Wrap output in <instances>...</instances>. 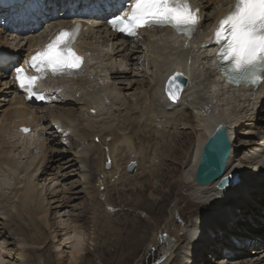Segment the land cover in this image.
<instances>
[{
    "label": "bare ground",
    "instance_id": "obj_1",
    "mask_svg": "<svg viewBox=\"0 0 264 264\" xmlns=\"http://www.w3.org/2000/svg\"><path fill=\"white\" fill-rule=\"evenodd\" d=\"M235 3L236 0H191L192 6L198 7L203 17L191 37L173 33L169 31L170 27H158L146 28L141 30L140 36L122 40L108 30L104 21L93 20L91 26L82 28L76 42L83 57L81 68L72 73L46 71L42 75L50 101L60 97L55 109L44 106L45 102L41 107L28 104L9 79L14 81V74H7L8 66L0 65V108L4 102L9 104L6 110L0 109V264H36L35 259L27 260L23 253L12 257V251L6 247L17 243L23 251L43 249V246L28 249L31 238L21 223L26 217L31 222L36 220L39 229L55 228L50 234L55 239L59 264H63L60 254L65 248L69 254L64 256L67 255L71 264L88 255V251H84L87 232L77 222L81 216H73L71 211L64 210L72 198H81L83 194L76 189L69 194V187L62 185L65 174L61 180L59 174L65 172L66 167H78L75 174L81 180L82 190H87L86 194L92 199L99 198L111 206V217L104 216L98 209L99 217L92 221L94 230L102 232L97 237L102 239L108 228L112 236L118 233L110 221L116 220L112 218L114 215L123 212V207L119 208L122 202L114 204L110 197L113 191L130 190L118 188L116 184L127 180L119 173L123 156L118 158L117 152L118 145L128 143V140L115 138L104 144L115 166L111 176L105 172L95 174L94 164H97L98 152L107 155L95 137L108 131L111 133L121 123L125 127L118 132L120 135L127 134L129 127L126 125L141 137L144 133L153 136L166 133V136H159L164 143L162 146L166 147L164 152H168L163 158L166 161L174 158L182 173L178 181L169 184L173 188L171 193L179 185L186 184L199 202V209L208 206L205 214L195 216L186 227L177 224L176 221L181 222L179 214L170 211V221L158 230V225L147 220L158 207L162 210L153 194L158 189L152 190L146 198L140 197L134 204L140 209L139 217H147L142 222L145 228L131 240L133 246L130 249L125 248L126 245L123 247L126 253L120 260L122 264H131L138 256L148 261L157 251L161 252L164 264H211L212 261L216 264H264V83L257 87L221 80L211 56L217 48L212 41L218 24ZM71 26L70 20L52 18L27 36L7 34L0 28V50L13 56L26 53L30 47L44 48L61 30ZM178 69H183L190 80L179 101L171 102L165 95L164 85L169 74ZM222 123L226 124L233 142L226 170L216 181L200 185L195 173L202 147L216 126ZM24 128L32 130L24 132ZM58 129L72 132L64 138V131L59 133ZM180 129H191L194 135L189 137L193 138L186 143L170 139L177 137ZM72 136L76 139L73 147L76 150L69 157L59 144L64 140L70 143ZM187 144L189 149L183 151ZM243 145H250L246 148L248 155L243 151ZM192 146L195 149L192 158L188 159ZM166 168L164 161L150 180L137 187L141 188L155 177L173 178L161 174ZM128 172L135 173L129 169ZM234 173L239 175L240 181L224 189L217 187L223 176ZM159 181L163 186L168 184L165 179ZM107 183L110 186L106 194L101 193L99 188ZM52 212L59 214V223L49 221L48 215ZM177 226L182 229H176ZM140 228L135 222L129 235ZM33 239V244L41 245V239ZM146 249L147 256H144ZM43 251L53 252L51 247ZM126 255H130L128 260L124 258Z\"/></svg>",
    "mask_w": 264,
    "mask_h": 264
},
{
    "label": "rangeland",
    "instance_id": "obj_2",
    "mask_svg": "<svg viewBox=\"0 0 264 264\" xmlns=\"http://www.w3.org/2000/svg\"><path fill=\"white\" fill-rule=\"evenodd\" d=\"M59 101H55L51 104L53 109H55L56 105L58 103H60ZM1 105H2L0 108L1 111H4L9 107V104L7 102L2 103ZM130 117H134L135 119H138V116H136V115H131ZM191 118H192V115H191ZM45 122H48V120H45ZM46 124L47 123H45V125ZM113 124H118V123H113ZM121 124H118L119 127H114L111 133L108 131L105 134L97 135L95 137V139H96L95 141L99 144H102L101 148L103 150L105 149L107 151V155L104 156V153L102 154L101 151L98 152L99 157L97 158V164H94V173L95 174L100 175L101 173L105 172L108 176H111L110 174L115 169V166L113 164V161L108 156V149H107L108 147L105 146L104 144L108 143L109 141H112L115 138H124V139L128 140V143L118 145V152H117L118 158L123 156V158H122L123 162H119V164H121V169H122L121 171H119V173H122L123 176L127 180L123 183L117 182L116 184H117L118 188H127L128 187L127 189H130V190H128V191L123 190V192H121V193H118V192L116 193L115 191H113L111 193V197H110V200L114 204H116L115 202L119 203L118 201H121L122 205L120 204L119 208L121 209L123 207V212H120L119 214L114 215L112 217L116 220L110 221L112 223L111 226L116 227V229L118 231L117 234L112 236V233H111L110 229L108 228V229L104 230L102 239L97 237V236H100L102 234V232L94 230V225H93L92 221H93V219L99 217L98 216V209H99V212H102V214L104 216L108 217V215H109V217H111V215H112L111 208H110L111 206L110 205L108 206L104 201H101L99 198L92 199L89 195L86 194L87 190H85V189L82 190L83 185L82 184L80 185L81 180L75 174V173H77V171H75V170L78 167L77 168L75 167L76 169L72 168V167H66L65 172L61 173V175L59 174L60 180L63 178L62 174H65L64 179H66L65 181H67V182L64 181L62 183V185L65 184V185H67L66 186L67 188L69 187L68 191L69 192L71 191L69 194H71L72 192H75V191H80V190H81V192H83V194L80 195L81 198H78V199L72 198L70 200L71 202H69V204H68L69 206H67V208L64 209L67 211H71L73 213V216L74 215L75 216L80 215L81 217L79 218V221H77V222L80 224L81 227L83 226L82 227L83 230L87 232L86 233V239H85L84 251H88V255L85 257L81 255L82 258H80L76 264H122L120 260L123 258L122 257L123 254L126 253L124 249L125 248L130 249L133 246V243L131 242V240L134 239V237L137 236L138 234H141V232L145 228V227H143L142 222H145V219H147V217L145 215H142V218L139 217L141 215L139 213L140 209L135 207L134 203L137 200L139 201L140 197H142V196L144 198L148 197L149 194L152 193V190H154V189H158V191L153 192V194L155 195L156 198H158V203L160 204L162 210H160V208L158 207V210H154V212L151 213V215L149 216V218L147 220H149L152 225L153 224L158 225V230H161L163 228V226L165 225V222L167 223L168 221H170V211H173L175 213V215L179 214V217L181 218V222L176 221V223L177 224L182 223V227H184V226L186 227L189 224V221H191L195 216L202 214V213L205 214L206 211H208V209H207L208 206H205V208H204V206H201L202 209H199V204H198L199 202L195 199V197L193 196L192 192L189 190V187L186 184L179 185L178 188L173 190V192L171 193L173 188H171L170 185L175 183L176 181H178L181 178L182 173L179 172V171H181L180 164H178V162H176L174 160V158L172 159L170 157V159H168L167 161L163 158L164 154H165V156H168V152H164V150H166L165 149L166 147L162 146L164 143H162L160 141L159 136H161V135L166 136V133L162 132L163 134H158L159 136H157V135L153 136L150 133H144L143 136L141 137L140 134H138V135L135 134V132L132 130L131 126L126 125V127H129V129L126 131L127 134L120 135V134H118V132H121L124 129L123 127H125V126H122ZM192 125L194 128V124H192ZM30 130H32V129L30 128ZM130 130L132 131V133L130 132ZM58 132L62 133V131H60L59 129H58ZM71 132L70 131L64 132L63 137L64 138L68 137L71 134ZM182 132H184L183 135H182ZM191 133H192L191 129H185V130L180 129V134H177V137L171 136L170 139L174 138L177 141H182V142L184 141L186 143L189 140V138H193V137H189V135H194ZM178 135H180L181 137H178ZM74 137L75 136H72L70 138V143H68L67 140H64L63 144H59V146H61L62 148L65 149V153L69 157L73 156V154L75 153V150H76L73 148L74 142L76 140ZM194 140H195V138H194ZM177 144L180 145L181 142H177ZM93 146H95V145H93ZM241 147L244 148L243 151L245 150L247 153L246 155H248L249 151L246 148H249L250 145L249 146L243 145ZM188 149H189V144H187V146L185 147V149H183V151L188 150ZM194 149H195L194 146H192L190 149V153L188 155V159L192 156ZM93 153L94 152H92L91 155ZM242 154H243V152H242ZM163 160L165 162H167V168H166V170L161 172V174L167 175V176L168 175L173 176V178H168L166 176H162V178L155 177V178H153V180L149 181L146 185H143V186H141V188H138L137 186L145 184L148 180H150L152 178L154 172L161 169L163 162H164ZM132 162L136 163V169L134 171L135 173L133 172L134 174H129L128 167ZM152 165H155L156 167H152ZM119 167H120V165H119ZM70 168L72 171L70 170ZM174 169H177V171ZM66 174H67V176H66ZM160 179L162 181H164V179H165V181H167L168 184L166 183L163 186V183H161V181H159ZM155 183H157L156 187L153 188V185ZM95 186L98 187V185H95ZM109 186H110V184L107 183V184H104L103 186H101L100 188L99 187L98 188L100 191H102L101 193L106 194V191L108 190ZM131 188H133V189H131ZM170 188H171V190H170ZM73 190H75V191H73ZM168 190H170V191L167 193ZM169 194H171V196ZM170 201H171V203H170ZM145 204H146V201H145ZM172 207H175V208L173 209ZM125 209H127V210H125ZM193 210H194V214H191V212ZM119 211H121V210H119ZM58 215L59 214H56L55 212L49 213L48 218H49V221L51 222V224L52 223H59V218L57 217ZM163 218H165V221L163 220ZM183 219H184L185 223H184ZM132 220H134L135 222H138L140 224L141 230L138 229L129 235L131 230L134 228L135 222H132ZM21 223H23L24 231H25L26 235L28 236V238H31L29 243H28V245H29L28 249H30V247L31 248L32 247L37 248V247H42V246H43V249H41V250L40 249H34L35 252L34 251L31 252V250L30 251L29 250L23 251L22 249H19L16 246V245H18L17 243H16V245L13 244L16 242L14 240L15 242L10 241V242H13V243H11L13 245L6 246V247H9L8 249H10L12 251L10 253V255L12 257H19L18 255L23 253L24 255L27 256L26 257L27 260L35 259L36 264H38V263L59 264L58 260H57L58 252L56 251L57 249L55 250V248H56V243H54L55 239H54L53 235L50 234L51 233L50 230H54L55 228H52L50 230H46L45 227L43 229H39L37 227L39 225V224H37V221L32 219V222H31V220H29L27 217ZM104 225L106 226V223ZM182 227L177 226L176 229H182ZM38 231L40 232V234H38ZM7 233H8V230L5 231L4 236ZM58 233L62 234L63 231H59ZM95 235H96V237H95ZM33 238L41 239V245L38 246L36 244H33V241H34ZM105 238H107V239L104 241ZM110 239H111V241H110ZM117 239H119V240H117ZM99 241H100V244H96V246H95V243L99 242ZM125 241H126V243H125ZM42 242H44V243H42ZM125 245H126V247L123 249V247ZM118 246H119V248L116 249ZM46 247H51L53 252L52 253L48 252V251H46L45 253H44V251L42 252V250H44ZM32 253H34L35 256ZM65 254H67V255L69 254L67 248L63 249V254H60L61 256L63 255L62 256L63 257V264H71L70 259H68L67 255L64 256ZM53 256L55 258H51ZM144 256H147V249L144 251ZM211 256L212 255H210V258H211ZM129 257H130V255H126L124 258L126 260H128ZM138 257H139V259H138ZM138 257L136 258V261H134L131 264H164V260L161 258L162 255H161L160 251H157L148 261L142 260L140 258V256H138ZM210 258H209V262L212 259V258L211 259ZM214 258H216V257H214ZM212 263L216 264L213 261L211 262V264Z\"/></svg>",
    "mask_w": 264,
    "mask_h": 264
},
{
    "label": "snow or ice",
    "instance_id": "obj_3",
    "mask_svg": "<svg viewBox=\"0 0 264 264\" xmlns=\"http://www.w3.org/2000/svg\"><path fill=\"white\" fill-rule=\"evenodd\" d=\"M201 19L200 9L193 7L191 0H133L129 11L113 15L108 23L114 30L136 36L141 27L171 26L177 32L189 37L198 29ZM78 33L61 30L45 48L30 57L26 63L36 73L51 70L54 74L72 73L81 68L83 58L72 48ZM219 44V58L226 62L222 71L230 83L259 86L264 83V0H236L234 8L219 22L214 34ZM182 75L177 73L176 77ZM173 77L172 82H175ZM38 75H28L23 66L15 68L14 81L29 99L46 98V93L37 91L35 82ZM171 87L168 96L178 99ZM29 132L30 129H22Z\"/></svg>",
    "mask_w": 264,
    "mask_h": 264
},
{
    "label": "water",
    "instance_id": "obj_4",
    "mask_svg": "<svg viewBox=\"0 0 264 264\" xmlns=\"http://www.w3.org/2000/svg\"><path fill=\"white\" fill-rule=\"evenodd\" d=\"M177 73H182V75L176 77ZM173 77H176L175 82H172ZM189 80V76L182 69L175 70L173 74L166 79L164 88L166 96L169 98V87L175 92L177 85H179L180 89L177 93L178 99L173 101L169 98L172 102H178L188 86ZM231 152L232 141L229 137L227 126L223 123L219 124L202 147L195 173L197 183L200 185H207L221 177L226 170ZM135 169L136 164L132 162L129 166V171L134 172ZM238 181H240V178L237 173L223 176L218 182V188L224 189Z\"/></svg>",
    "mask_w": 264,
    "mask_h": 264
}]
</instances>
